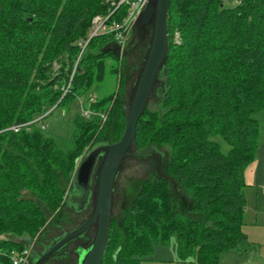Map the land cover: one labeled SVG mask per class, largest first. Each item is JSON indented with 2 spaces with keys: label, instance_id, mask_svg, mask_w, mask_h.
<instances>
[{
  "label": "trees",
  "instance_id": "obj_1",
  "mask_svg": "<svg viewBox=\"0 0 264 264\" xmlns=\"http://www.w3.org/2000/svg\"><path fill=\"white\" fill-rule=\"evenodd\" d=\"M236 1L228 7L224 0H172L169 59L139 119L132 154L167 150L166 172L186 204L166 177L144 179L112 215L102 264H141L156 243L172 238L180 259L197 264H219L223 253L249 245L245 173L260 147L254 114L264 110V0ZM114 9L108 0H0V264H13L12 253L32 243L39 257L76 228L55 225L61 236L47 234L64 216L77 159L125 131L145 57L114 55L113 34L93 37L81 53L94 17L122 22L128 5ZM110 57L116 64L108 69ZM109 73L117 88L95 97ZM77 100L93 114L74 120L65 149L40 123ZM89 231L49 263L59 255L72 261L62 253L78 239L88 249Z\"/></svg>",
  "mask_w": 264,
  "mask_h": 264
},
{
  "label": "rangeland",
  "instance_id": "obj_2",
  "mask_svg": "<svg viewBox=\"0 0 264 264\" xmlns=\"http://www.w3.org/2000/svg\"><path fill=\"white\" fill-rule=\"evenodd\" d=\"M113 5L114 1L117 0H108ZM225 4L228 7L234 6L236 4V0H224ZM114 6V5H113ZM98 16V15H96ZM95 16V17H96ZM94 17V18H95ZM93 25V21H92ZM130 34V33H129ZM127 38V46L124 52L130 53L131 61L140 60L142 61L143 57L147 52V47L150 42V35L143 39H138V34L135 35L134 38L129 36ZM133 35V33H132ZM125 43V44H126ZM83 50H81L82 53ZM123 52V53H124ZM80 53V54H81ZM80 54L77 57V61L80 59ZM116 64V59L110 57V61L108 64V69ZM56 69L59 67L57 63H55ZM118 86V82L116 77L111 73L108 74L105 81L98 85L93 90V94L95 97H103L108 95L112 91H114ZM132 85H130V88ZM153 107V106H152ZM78 116H84V108L81 104V101L77 100L73 103L70 110H65L64 108H58L56 111L51 113L47 118H45L40 124L42 126H46L45 132L47 135L53 136L59 143H62V146L68 149L71 144L70 140L72 134L74 132V120ZM254 117L258 120L260 124V147L258 151L257 158L255 162L247 168V172L245 175L246 181L250 184L246 187V195H247V213L246 217L249 219L251 216L255 214V207L258 206L260 211L263 214L264 221V110L259 111L254 114ZM106 120V119H105ZM104 120V121H105ZM91 149V148H90ZM89 149V150H90ZM134 150V149H133ZM229 150V146L227 144L224 145L223 151L227 153ZM87 154V152L85 153ZM135 154V155H134ZM134 154L129 155L125 161L122 169L118 174V178L115 185L114 191V206H113V214L116 216L120 215L121 207L123 203L128 202L137 192L141 182L150 177L157 176H167L165 165L167 163L168 152L165 149H159L157 147H151L146 149L145 151L136 152ZM84 157V156H82ZM100 162V160H99ZM98 162V164H99ZM95 179L96 173L93 177V188L91 195L89 197L87 203H85V207L82 206V198L81 188L76 183L75 177L69 183L70 186L67 188V198L66 205L64 210V216L59 215L56 216L54 220H52L47 227V234L50 236L54 234L55 238L61 236V234L55 232V225L58 226L59 230H64L67 228H73L79 226L83 221L85 222L92 210L94 205V196H95ZM172 181V189H174L175 193L180 197L181 203L186 204V200L182 198V192L179 190L174 179ZM185 201V202H184ZM83 222V223H84ZM82 223V224H83ZM246 227V226H245ZM248 231L251 227H246ZM69 230V229H67ZM53 233V234H51ZM95 234V228H93L89 233L88 237L93 240ZM262 240L264 241V236L262 235ZM178 242L176 238H172L168 244H163L161 242L156 243L154 246V251L149 256L143 258L141 264H197L192 259H188L187 261H182L178 254L177 245ZM264 245V244H263ZM82 239H78L75 242L70 243L67 248L62 253L64 256L67 254H71L73 261L71 264H79L80 258L83 253L82 249ZM83 249H87V247H83ZM34 247L32 253L36 258V252L34 253ZM264 252V251H263ZM66 254V255H65ZM31 255V254H30ZM62 255L57 256L49 264H59L61 263ZM226 256V257H225ZM247 259L245 256H241L239 254L233 252L223 253L220 258L219 264H241L243 262L246 263ZM260 262V261H259ZM258 262H254L257 264ZM259 264H263L262 261Z\"/></svg>",
  "mask_w": 264,
  "mask_h": 264
},
{
  "label": "water",
  "instance_id": "obj_3",
  "mask_svg": "<svg viewBox=\"0 0 264 264\" xmlns=\"http://www.w3.org/2000/svg\"><path fill=\"white\" fill-rule=\"evenodd\" d=\"M171 3L172 0H149L145 8L139 13L130 31L129 36L131 35L134 38L138 34L135 31L136 27L142 28L144 34H140V36L138 34V39H143L150 35V42L131 95L126 128L122 137L113 144L92 147L84 157H80L76 161L77 168L74 177L81 188L80 198L82 200L85 198L80 207H85V203L88 202L86 200L91 195L89 189L92 184V175L97 169L94 205L89 218L79 227L59 239L41 256L32 259V256H34L32 249L28 264H46L67 243L81 236L92 227H95L94 238L88 249H82L84 253L80 258L79 264L103 263L110 233L114 191L118 174L124 165L126 157L133 153V142L137 135L139 119L145 114L154 88L160 80L161 73L169 59L168 18ZM126 46L127 43L123 48L119 43L113 42L109 50L114 55L121 56L125 54ZM164 177L169 179L172 185L171 179L173 178L168 174ZM32 246L33 243L28 244L26 248H32Z\"/></svg>",
  "mask_w": 264,
  "mask_h": 264
},
{
  "label": "built area",
  "instance_id": "obj_4",
  "mask_svg": "<svg viewBox=\"0 0 264 264\" xmlns=\"http://www.w3.org/2000/svg\"><path fill=\"white\" fill-rule=\"evenodd\" d=\"M114 1V0H113ZM149 0H117L113 2L115 9L112 11L113 14L122 4L128 5V11L122 22L112 21L109 22L110 16L98 15L93 19V25L91 28V33L87 40L82 43V50L88 45L89 41L100 34H113L114 41L119 43L120 46L124 48L125 43L128 38L132 26L137 19L139 13L145 8ZM83 52V51H82ZM81 55V54H80ZM77 61L76 65L78 64ZM69 87V86H68ZM68 88L65 90V93ZM93 114L92 111L84 109V116L89 118ZM102 118L105 120L106 115L101 114ZM17 130V128H16ZM32 248H25L21 252H13L11 255V261L13 264H28L30 259ZM1 255V252H0Z\"/></svg>",
  "mask_w": 264,
  "mask_h": 264
},
{
  "label": "crops",
  "instance_id": "obj_5",
  "mask_svg": "<svg viewBox=\"0 0 264 264\" xmlns=\"http://www.w3.org/2000/svg\"><path fill=\"white\" fill-rule=\"evenodd\" d=\"M246 183H247V186L250 185L247 181ZM246 213H247V206H246V211H245V226L251 227V229L249 231L245 229V231L248 234L250 243L249 245L242 247L240 250H236L232 252L239 254L241 256H245V259H247V261L246 263L243 262L241 264H254V262H258L257 264H259L261 263V261L264 264V252H263L264 251V245H263L264 241L262 240V235L264 236V221L262 219L263 217L262 211H260L258 206H256L255 214L251 216L249 219H247Z\"/></svg>",
  "mask_w": 264,
  "mask_h": 264
},
{
  "label": "flooded vegetation",
  "instance_id": "obj_6",
  "mask_svg": "<svg viewBox=\"0 0 264 264\" xmlns=\"http://www.w3.org/2000/svg\"><path fill=\"white\" fill-rule=\"evenodd\" d=\"M135 31L139 34V36H140V34H141V35L144 34V31H143L142 28H140V27H136ZM96 166H97V164H96ZM96 170H97V169H96ZM96 170H95L94 174L96 173ZM94 174L92 175V179H91L92 183H93V177H94ZM92 188H93V184H91V187H90V189H89L90 193L92 192ZM84 196H85V195H84ZM83 198H84V197H83ZM84 199H85V198H84ZM84 199H83L82 201H84ZM83 222H84V221H83ZM83 222H82V223H83ZM82 223H81V224H82ZM81 224H80V225H81ZM80 225H79V226H80ZM79 226H77V227H79ZM77 227H76V228H77ZM93 228H95V227L90 228V231H91ZM90 231H89V232H90ZM55 232H56V233H60L58 230H55ZM82 235H83V234H82ZM82 235H81V236H82ZM79 237H80V236H79ZM77 238H78V237H77ZM82 244H83V243H82ZM33 247H34V244H33V246H32V249H33ZM83 247H84V246H82L80 249H83ZM49 260H50V259H49ZM72 261H73V260H72ZM72 261H65V262H61V263H59V264H71ZM48 263H49V261H48L46 264H48Z\"/></svg>",
  "mask_w": 264,
  "mask_h": 264
}]
</instances>
